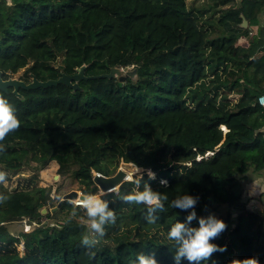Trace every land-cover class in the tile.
I'll list each match as a JSON object with an SVG mask.
<instances>
[{"label": "trees", "instance_id": "16d2710c", "mask_svg": "<svg viewBox=\"0 0 264 264\" xmlns=\"http://www.w3.org/2000/svg\"><path fill=\"white\" fill-rule=\"evenodd\" d=\"M262 13L264 0H0L4 79L57 80L84 65L87 77L137 70L123 80H81L77 90L0 91L21 121L0 153V194L8 197L0 203V264H70L68 253L88 251L83 264H134L139 253L174 252L167 234L191 209L170 205L185 194L200 198L198 217L217 213L228 225L212 241L227 245L213 254L217 264H264V210L248 207L243 182L264 171ZM123 163L142 169L140 190L148 183L167 195L165 211L149 225L144 205L104 195L117 223L87 250V218L79 208L71 217L73 204L55 196L54 184L71 177L83 195L98 194L94 173L112 177ZM137 178L119 193L136 190ZM24 220L40 226L11 234L9 225Z\"/></svg>", "mask_w": 264, "mask_h": 264}, {"label": "clouds", "instance_id": "9594fccd", "mask_svg": "<svg viewBox=\"0 0 264 264\" xmlns=\"http://www.w3.org/2000/svg\"><path fill=\"white\" fill-rule=\"evenodd\" d=\"M20 127L21 121L17 116L16 107L10 103L5 95L0 94V153L6 151L3 144L6 137L10 133L19 130ZM147 171L149 179H155L156 174L151 170ZM137 173L138 178L134 181L136 190L128 194H120L118 188H110L106 192L86 194L83 198L70 201L73 204L71 217L78 215L77 208H79L87 218L86 232L82 235L80 241L82 247L87 250L95 249L106 235L105 226L117 223V215L114 210L110 209L109 202L102 198L104 195L116 193L124 203L144 205L147 209V223L149 225L157 223L159 219L157 214L165 211V202H167L168 197L164 193L154 191L148 183H144L143 190H140L143 173L139 168ZM131 178V176L128 177V179ZM6 182L7 173L0 171V183ZM160 183L164 186L167 185L166 180H161ZM7 199V196L0 194V203ZM199 199L198 196L185 194L171 202L170 206L173 208L184 211L191 209L186 221L176 222L167 234V239L174 242L173 259L176 264H181L182 260H187L188 264H202V262L207 264L210 260L211 264H217L212 259L213 254L227 251V245L220 246L212 243V241L226 231L228 225L214 214L198 217L195 206ZM194 220H198V227L192 226ZM134 264H159V262L155 258V254L139 253ZM230 264H260V261L258 257H251L243 260L233 259Z\"/></svg>", "mask_w": 264, "mask_h": 264}, {"label": "water", "instance_id": "95a60500", "mask_svg": "<svg viewBox=\"0 0 264 264\" xmlns=\"http://www.w3.org/2000/svg\"><path fill=\"white\" fill-rule=\"evenodd\" d=\"M242 26L244 28L248 27V21L246 19H244ZM86 68L87 66L84 65L81 68H79L75 74H72V75L62 74V76L57 80L41 81L35 75H32V81L29 83L23 80H20L16 77L4 79L3 73L0 71V91L8 93L10 88H13V93L20 97V94H19L20 89L30 91V90H35L41 87L46 88L50 86H56L58 84H65L77 90L79 89V82L81 80L98 79L102 77H105V78L120 77V79L123 80L125 79V75L133 77L137 73V70L134 69L133 67H124V68L115 67L111 69L110 73L87 77L85 75ZM122 167L130 172H133L136 169V166L132 163H123ZM124 173H125L124 171H120L115 177L100 180L99 183L101 184L103 189H107L108 187L112 188L122 181ZM83 196L84 195L79 194L78 191L73 190L71 192L64 194L62 201L63 200L71 201L79 197L83 198Z\"/></svg>", "mask_w": 264, "mask_h": 264}, {"label": "rangeland", "instance_id": "374dc122", "mask_svg": "<svg viewBox=\"0 0 264 264\" xmlns=\"http://www.w3.org/2000/svg\"><path fill=\"white\" fill-rule=\"evenodd\" d=\"M10 1V0H8ZM264 13L261 14V19L263 17ZM254 35V33H250V36L247 37V38H244L242 41L240 40L239 42L240 43H244V42H249V40L252 38V36ZM247 44V43H246ZM27 164H31L30 161H27ZM124 172H127V175L131 176L133 179H134V176L137 175L138 176V173H137V167L136 169L133 171V172H130L128 170H126L125 168L122 167V165L120 166ZM140 169V168H139ZM142 171V169H141ZM240 178V176H238ZM249 179H254V175H249ZM56 178H58L56 176ZM248 179V177H247ZM244 180V187L246 189V193H245V200L248 201V207L251 209V210H254V211H261V210H264V206L262 205V208L260 207L259 204H257L256 202H264V194H261L260 196V200L259 199V191L257 189L253 190V191H248L247 189V184L249 183L248 181ZM255 179H259L260 183H261V178L260 177H256ZM255 179L253 181H255ZM62 185V186H61ZM108 185V184H107ZM61 186V187H60ZM54 194L56 196H58V194L60 195H63L68 193V192H71L73 190H76L79 192V194H83L81 190L78 189V185L76 182H72L71 180V177H65V178H61L59 180V182L55 183L54 184ZM110 187H108L106 190H108ZM262 188V187H261ZM119 189V187H118ZM104 192V191H102ZM101 192V193H102ZM100 192H98L99 194ZM63 198V197H62ZM76 200V199H74ZM74 200H71V201H74ZM227 210L226 207H223L221 209V213H225ZM45 212V210H44ZM215 216L217 215V213L214 214ZM47 221V220H45ZM29 222H27V220H24V221H17V222H14L12 224L9 225V230L11 232V234L15 235V236H19L22 232H31L32 230H34L36 227L35 225L34 226H30L28 225ZM48 243H50V245H54L53 242H51L50 240L48 241ZM52 245V246H53ZM19 249L22 250L23 247H21V244H19ZM93 253L91 251H88V252H85L84 254H78V253H68L67 256H68V260H69V263L70 264H83V262L85 260H88ZM152 254H155V258L157 259V261L159 262V264H168L170 263L171 261H173V251H169L167 253H162L158 250L156 251H152L151 254L149 255H152Z\"/></svg>", "mask_w": 264, "mask_h": 264}, {"label": "built area", "instance_id": "2783aa9c", "mask_svg": "<svg viewBox=\"0 0 264 264\" xmlns=\"http://www.w3.org/2000/svg\"><path fill=\"white\" fill-rule=\"evenodd\" d=\"M259 105L264 106V96H261V97L259 98ZM120 171H124V170L120 167V168L118 169V171H117V174H118ZM117 174H116V175H117ZM116 175H114V176H112V177H106L105 175L96 172V173H94V175H93V177H92V181H93L94 185L97 186V187L99 188V192H100V193H101L102 191L106 192L107 190H106V189H103L102 186H101V184L99 183L100 180H103V179H106V178H113V177H115ZM128 177H130V176L127 175V172H125V173H124V176H123V179H122L121 182H123V181H132V180H133V178L128 179ZM121 182H120L119 184L115 185V186L112 187V188H118V187L120 186ZM109 189H110V188H109ZM81 195H83V194H81ZM79 198H80V197H79ZM77 199H78V198H77ZM77 199H76V200H77ZM76 200H74V201H76ZM28 225H30V226H34V225H35V227H39V226H40V225H38V224L35 223V222H34L33 224H28ZM21 247H23V249H24V244H23V243H21ZM23 249H22V250H23Z\"/></svg>", "mask_w": 264, "mask_h": 264}, {"label": "crops", "instance_id": "0c3cea01", "mask_svg": "<svg viewBox=\"0 0 264 264\" xmlns=\"http://www.w3.org/2000/svg\"><path fill=\"white\" fill-rule=\"evenodd\" d=\"M263 18V17H262ZM245 38V37H244ZM244 38H242V40L244 39ZM241 40V39H240ZM241 40V41H242ZM254 177L256 178H258V177H260L261 178V183H260V181H259V179L257 180V179H255V181H253L254 179H247V181L249 182L248 184H247V189H248V191L250 192V191H253V190H255V189H257L258 191H259V193H260V195H259V199L258 200H260V196H261V194H264V171H263V173H261V175H254ZM262 187V188H261ZM257 204H259L260 205V207L262 208V205L264 206V202H256Z\"/></svg>", "mask_w": 264, "mask_h": 264}]
</instances>
